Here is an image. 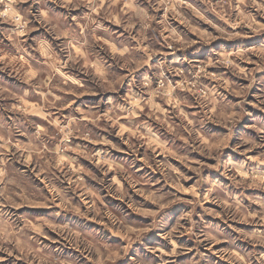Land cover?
Wrapping results in <instances>:
<instances>
[{
    "label": "clouds",
    "instance_id": "1",
    "mask_svg": "<svg viewBox=\"0 0 264 264\" xmlns=\"http://www.w3.org/2000/svg\"><path fill=\"white\" fill-rule=\"evenodd\" d=\"M0 264H264V0H0Z\"/></svg>",
    "mask_w": 264,
    "mask_h": 264
}]
</instances>
